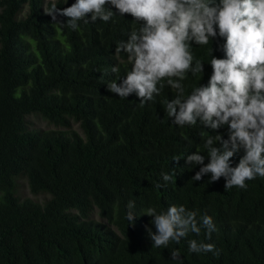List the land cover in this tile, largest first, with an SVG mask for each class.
Instances as JSON below:
<instances>
[{"label":"trees","instance_id":"16d2710c","mask_svg":"<svg viewBox=\"0 0 264 264\" xmlns=\"http://www.w3.org/2000/svg\"><path fill=\"white\" fill-rule=\"evenodd\" d=\"M74 3L0 0V264H177L174 251L183 264H264V177L246 181L244 189H225L223 177L209 183L210 174L192 180L209 162L206 140H227V126L174 124L166 105L177 90L167 78L157 85L160 95L143 104L135 93L109 92L108 82L119 84L132 67L118 44L143 22L110 5L116 14L110 21H81L75 30L66 17L54 22L46 15L53 4ZM224 43L219 36L207 45L191 42L192 69L201 63L203 71L190 70L180 81L184 99L208 85L211 55L224 59ZM31 113L65 130L29 128ZM195 152L205 156L204 165L185 163ZM243 155L241 149L231 166ZM173 172L163 181L161 173ZM19 175L32 194L50 198L43 205L16 198ZM129 201L135 202L131 223ZM171 205L196 211L198 220L211 217L216 231L209 239L202 228L178 244L154 247L146 228L156 229L146 210ZM193 239L214 244L219 256L190 252Z\"/></svg>","mask_w":264,"mask_h":264},{"label":"clouds","instance_id":"9594fccd","mask_svg":"<svg viewBox=\"0 0 264 264\" xmlns=\"http://www.w3.org/2000/svg\"><path fill=\"white\" fill-rule=\"evenodd\" d=\"M106 5L115 8L120 16L128 14L134 22H143L127 41L119 42L116 51L125 52L132 67L119 84L117 80L108 82L107 90L120 98L135 93L143 104L160 95L157 85L167 78L177 90V97L166 105L174 124L192 126L199 121L205 128L227 126L228 130L227 140L220 135L206 140V165L205 156L199 152L186 157L187 165H204L192 180L200 181L210 174L209 183L223 177L225 189H244L246 181L264 177V0H75L63 9L53 4L46 15L54 22L58 16L66 17L67 25L75 30L81 21H110L116 14ZM217 36L225 40V58L211 55L208 85L194 88L184 99L180 81L190 70L203 71L201 63L192 69L191 42L207 45ZM118 71V67L111 68L112 73ZM216 143L219 148L213 146ZM241 149L244 155L232 167V158ZM174 175L161 173L165 182ZM127 208L126 218L131 223L136 216L135 202L129 201ZM145 215L153 218L155 233L150 228L146 231L154 247L178 244L189 232L198 235L202 228L207 230L209 239L216 231L211 217L204 215L198 220V213L183 205H171L159 213L148 208ZM189 251L220 254L214 244L194 239L189 241ZM171 259L183 264L178 251L172 253Z\"/></svg>","mask_w":264,"mask_h":264},{"label":"rangeland","instance_id":"374dc122","mask_svg":"<svg viewBox=\"0 0 264 264\" xmlns=\"http://www.w3.org/2000/svg\"><path fill=\"white\" fill-rule=\"evenodd\" d=\"M25 122L29 128H39L43 130H65L64 128L55 127L54 125L48 123L45 119L41 118L40 115L36 113L26 115ZM72 129L78 133H81L77 125H73ZM13 180L14 189L12 193L16 198L20 200L30 199L36 204L43 205L50 198V195L48 193L32 194L28 188V182L25 176H15ZM90 218L98 220L97 213L93 212Z\"/></svg>","mask_w":264,"mask_h":264}]
</instances>
